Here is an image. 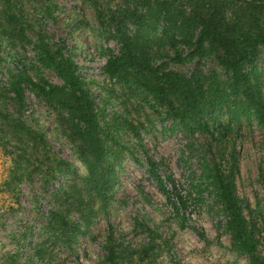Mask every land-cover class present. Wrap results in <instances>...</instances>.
I'll return each mask as SVG.
<instances>
[{"label":"rangeland","instance_id":"1","mask_svg":"<svg viewBox=\"0 0 264 264\" xmlns=\"http://www.w3.org/2000/svg\"><path fill=\"white\" fill-rule=\"evenodd\" d=\"M11 1L17 9L18 27L9 38H0V75L21 62L33 79L41 77L62 85L51 69L37 64L33 46L40 44L53 54L71 56L104 119L122 115L139 128L141 144L161 165L159 172L170 194L148 177L136 139L124 132L119 142L126 149L122 150V165L115 167L112 196L105 203L94 194L86 196L82 180L87 171L57 113L27 91L21 114L27 131L14 135L0 125V264H99L109 238L116 252L129 250L135 256L132 250L150 238L138 224L151 229L161 246L157 264H172L171 260L181 264H247L244 256L231 249L230 237L221 227L222 215L211 196L205 191L199 195L194 188L201 162L210 160L214 142L200 133L189 135L169 128L170 122L162 123L146 103L137 102L103 72L107 54L118 50L104 26L121 0ZM21 30L33 43L20 41ZM257 64L264 101V49ZM171 67L186 74L196 67L219 70L211 57ZM216 116L218 122L231 124L226 141L227 151L233 147L237 153L236 191L247 202L244 214L264 256V130L252 119L236 122L225 109ZM176 196L181 197L184 209L173 205ZM51 212L80 230L69 247L50 235ZM38 248L42 259L37 257ZM118 264L143 263L127 259Z\"/></svg>","mask_w":264,"mask_h":264},{"label":"trees","instance_id":"2","mask_svg":"<svg viewBox=\"0 0 264 264\" xmlns=\"http://www.w3.org/2000/svg\"><path fill=\"white\" fill-rule=\"evenodd\" d=\"M17 18L13 2L0 0L1 39L9 38L10 32L17 29ZM99 19L102 20L100 16ZM104 29L118 47L116 53L107 54L104 74L137 102L146 103L162 123L170 122L169 128H179L189 135L200 133L214 142L210 160L204 158L201 162L194 188L199 195L205 191L211 196L222 215L221 227L230 237L231 249L244 256L247 264H264L258 238L244 214L247 202L236 191L237 153L233 147L227 151L226 141L231 124L218 122L216 116L225 109L236 122L252 119L264 130V101L257 64L264 49V0H121L108 14ZM20 35L22 43H33L22 30ZM39 45L33 46L35 61L51 69L62 85L41 77L35 80L23 63H14L0 75V125L14 135L27 131L21 114L26 108V92L30 91L57 113L58 122L76 148L87 171L82 180L86 196L94 194L102 203L112 196L115 167L122 165V150L126 149L119 142L124 132L136 139L148 177L162 192L170 194L159 172L161 165L141 144L139 128L122 115L104 119L72 57L61 52L53 54ZM207 57L215 60L219 70L203 71L196 67L186 74L171 67ZM55 164L68 166L62 161ZM173 205L185 208L180 196L175 197ZM49 216L50 235L69 247L80 230L55 212ZM138 225L150 238L132 250L135 256L129 250L116 252L109 238L99 264H118L127 259L157 264L161 246L155 242L151 229ZM191 230L204 239L195 228ZM36 253L42 259L40 248Z\"/></svg>","mask_w":264,"mask_h":264}]
</instances>
